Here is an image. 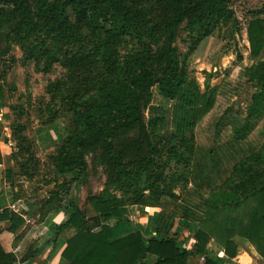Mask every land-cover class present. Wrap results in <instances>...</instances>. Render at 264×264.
<instances>
[{
  "label": "trees",
  "instance_id": "trees-1",
  "mask_svg": "<svg viewBox=\"0 0 264 264\" xmlns=\"http://www.w3.org/2000/svg\"><path fill=\"white\" fill-rule=\"evenodd\" d=\"M161 1L169 10L165 27L158 29L160 32L165 30L163 46L157 53H151L148 48L130 52L117 60L102 44L91 49L80 47L70 52V48H65L55 35L74 34L82 29L92 33L103 31L111 44L125 37L138 38L143 32L153 35L151 19L145 12L129 7L127 0H0V27L12 20L13 13L6 9L11 2L13 12L22 13V18L26 19L20 23L23 35L35 36L33 51L54 60L60 57L65 65L71 67L102 64L110 74V78L88 96L80 95L71 102L69 110L73 113L75 128L61 139L52 153L56 173L67 175L82 171L86 167L87 151L101 145L110 147L121 132L141 125L142 97L155 86L159 87L165 99L173 102L170 115L178 135L193 134L198 124L215 107L219 87L211 88L208 83V91L204 92L194 71L181 64L174 43L180 26L187 21L193 31L199 33L197 46L190 49V53H193L204 39L213 36L210 21L226 16L230 0ZM247 33L251 56L258 59L264 52V19H252ZM43 34L46 36L43 37ZM48 39L52 40L53 45H47ZM154 63L156 70L152 68ZM246 72L250 79L256 80L259 89L252 97L248 116L230 121L232 137L236 141L245 140L255 127L254 119L264 114V60H258ZM2 99L4 91L0 86V101ZM165 114L166 111L162 109L161 116L151 126L164 122ZM219 165L218 158L214 166ZM5 172L6 179L13 182L14 169L6 166ZM263 178L264 145L247 159L238 162L222 186L214 189V181L208 180L210 188L201 202L192 200V203L186 204L185 212L180 217L177 211H161L155 234H147L136 228L134 233L122 238H116L106 222L116 219L129 224L120 211L129 203L116 197L92 195L88 202L98 217L88 218L84 208L75 206L69 220L56 228L57 235L73 231L66 238L62 256L69 264H145L144 260L150 253L159 257L155 264H190L194 252L184 247L173 233L179 217L197 223L198 240L206 242L213 239L230 258L236 257L239 244L235 238L241 237L247 239L264 259ZM76 180V177L71 178L56 186L55 203L61 199L60 191ZM205 181L197 184L198 192L204 191ZM36 201L41 203L42 199ZM132 204L161 206L148 196H141ZM55 207L56 204L46 210ZM8 218L12 232L25 222L20 214L5 209L0 219ZM97 228L101 230L96 231ZM198 253L206 256L204 264H224L199 247ZM15 261L16 257L6 252L0 243V264H14Z\"/></svg>",
  "mask_w": 264,
  "mask_h": 264
},
{
  "label": "rangeland",
  "instance_id": "rangeland-1",
  "mask_svg": "<svg viewBox=\"0 0 264 264\" xmlns=\"http://www.w3.org/2000/svg\"><path fill=\"white\" fill-rule=\"evenodd\" d=\"M127 5L148 15L153 35L143 32L138 38L125 37L111 44L103 31L92 33L82 29L55 38L65 48L69 47L70 52L102 44L117 60L148 48L151 53H157L166 37L165 30L158 29L165 27L169 10L161 0H127ZM13 8L9 2L6 9L13 13L12 20L0 27V86L4 91V99L0 101L3 114L0 139L4 141V133L11 138L8 152L14 157L15 180L22 181L18 184L26 188L29 182L35 200L51 196L44 210L57 203L56 186L76 177L75 182L60 192L67 196L73 186V195L80 199L82 208L92 195L116 197L128 203L148 196L161 205L159 210L177 211L180 217L186 204L192 200L201 202L210 188L208 180L214 181V189L222 186L238 162L263 147L264 114L254 119L255 127L243 141L233 139L230 121L248 116L252 97L259 89L246 69L258 60L263 61L264 52L258 59L252 58L247 28L252 19H264V0H230L226 16L210 21L216 41L210 55L205 57L198 53V48L190 53L197 46L199 33L187 21L180 26L174 46L181 64L194 71L204 92L208 91V83L211 88L219 87L215 107L193 134H176L170 115L173 102L165 99L155 86L142 97V124L121 132L110 147L101 145L87 151L86 167L67 175L55 172L51 157L61 139L75 128L70 104L75 97L88 96L110 74L102 64L71 67L60 57L54 60L33 51L35 36L23 35L20 23L26 19L22 13L13 12ZM47 45H53L51 39ZM152 68L156 70V63ZM162 109L166 111L164 122L152 127ZM50 134L54 138L52 142ZM10 158L0 157L5 170L6 166H12ZM218 158L220 165L215 167ZM204 180V191L198 192L197 184ZM179 217L176 224L181 221Z\"/></svg>",
  "mask_w": 264,
  "mask_h": 264
},
{
  "label": "crops",
  "instance_id": "crops-1",
  "mask_svg": "<svg viewBox=\"0 0 264 264\" xmlns=\"http://www.w3.org/2000/svg\"><path fill=\"white\" fill-rule=\"evenodd\" d=\"M214 41H216V38L213 36L204 39L198 46V53L201 52L202 57L210 55ZM4 135V141L0 139V157L1 155L11 156V167L13 168L14 157L11 152H8V149H11L10 145H12L11 138L9 134L4 133ZM53 139V135L50 134L49 141L52 142ZM20 181L14 180L12 182L6 179L5 167L0 160V216L3 215L5 209H9L11 212L20 214L25 219V222L13 232L9 229L12 226L10 219H0L1 245L6 252L16 257L14 264H69L62 256V252L66 238L73 231L57 235L56 228L69 220L75 206L82 208L80 199L73 195V186L69 195H61L56 207L47 211L43 209V205L50 199V196L44 195L41 198L42 202H37L28 186L29 182H26V188H24L23 185L18 184ZM84 209L88 218L98 217V214L89 204L88 199L84 201ZM120 211L129 224L120 223L116 219H110L106 222L114 231L116 238H122L134 233L136 228L147 234L156 233L158 217L161 212L158 207L129 203L121 207ZM100 230V228H97L96 231ZM197 231L198 224L196 226L185 219H181L175 224L173 229V233L181 241L182 245L194 252V255L190 257V264L205 263L206 256L198 253V247L204 249L210 255L216 256L224 264L264 263V259L259 256L255 248L245 238H235L239 244L238 253L236 257L230 258L213 239L200 242L197 237ZM241 252H243V255H241ZM158 259V256L149 253L144 263L155 264Z\"/></svg>",
  "mask_w": 264,
  "mask_h": 264
},
{
  "label": "built area",
  "instance_id": "built-area-1",
  "mask_svg": "<svg viewBox=\"0 0 264 264\" xmlns=\"http://www.w3.org/2000/svg\"><path fill=\"white\" fill-rule=\"evenodd\" d=\"M1 110V109H0ZM2 116H3V114H2V112L0 111V121H2Z\"/></svg>",
  "mask_w": 264,
  "mask_h": 264
}]
</instances>
